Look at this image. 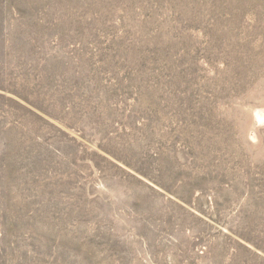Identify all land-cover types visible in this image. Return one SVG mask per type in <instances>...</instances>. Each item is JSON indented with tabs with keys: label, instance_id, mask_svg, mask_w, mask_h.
<instances>
[{
	"label": "rangeland",
	"instance_id": "rangeland-1",
	"mask_svg": "<svg viewBox=\"0 0 264 264\" xmlns=\"http://www.w3.org/2000/svg\"><path fill=\"white\" fill-rule=\"evenodd\" d=\"M0 264H264V0H0Z\"/></svg>",
	"mask_w": 264,
	"mask_h": 264
}]
</instances>
